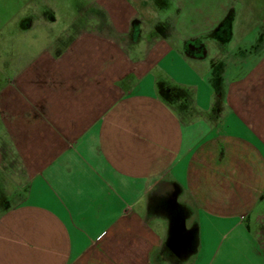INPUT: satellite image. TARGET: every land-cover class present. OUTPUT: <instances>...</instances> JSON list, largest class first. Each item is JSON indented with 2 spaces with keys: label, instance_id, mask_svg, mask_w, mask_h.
<instances>
[{
  "label": "crops",
  "instance_id": "1",
  "mask_svg": "<svg viewBox=\"0 0 264 264\" xmlns=\"http://www.w3.org/2000/svg\"><path fill=\"white\" fill-rule=\"evenodd\" d=\"M93 4L0 81V264H264V0Z\"/></svg>",
  "mask_w": 264,
  "mask_h": 264
},
{
  "label": "rangeland",
  "instance_id": "2",
  "mask_svg": "<svg viewBox=\"0 0 264 264\" xmlns=\"http://www.w3.org/2000/svg\"><path fill=\"white\" fill-rule=\"evenodd\" d=\"M93 1L0 0V81L13 74L15 62H28L58 36L91 25Z\"/></svg>",
  "mask_w": 264,
  "mask_h": 264
},
{
  "label": "flooded vegetation",
  "instance_id": "3",
  "mask_svg": "<svg viewBox=\"0 0 264 264\" xmlns=\"http://www.w3.org/2000/svg\"><path fill=\"white\" fill-rule=\"evenodd\" d=\"M179 239H185V238H184V236H183L182 238H179ZM175 240H176V241H174V244H175V246H176V245L178 244V243H177L178 240H177L176 238H175ZM181 249L184 250V248H181Z\"/></svg>",
  "mask_w": 264,
  "mask_h": 264
}]
</instances>
